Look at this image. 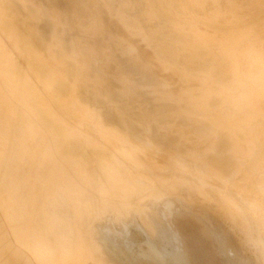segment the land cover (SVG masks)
I'll use <instances>...</instances> for the list:
<instances>
[{
	"label": "rangeland",
	"instance_id": "374dc122",
	"mask_svg": "<svg viewBox=\"0 0 264 264\" xmlns=\"http://www.w3.org/2000/svg\"><path fill=\"white\" fill-rule=\"evenodd\" d=\"M12 1L14 2L13 4L11 3ZM12 1L0 0V24H1L0 25V31H1L0 32V69L4 70L3 72L0 70V75L12 81L11 82L12 84L11 92H12V101H13L12 109H14V112L12 114V119L9 120V122L7 123V125H9L8 129L7 127H5V125H2L3 127L0 125V141L4 140L6 143H9L5 145V149L7 148L6 150L8 151V152L6 151V153H8L9 155V153L11 152V148H12L11 144L13 143L12 141L14 140L15 137H16V144H19V142L25 139L24 136L21 137L22 135H19L18 132L16 133V131L18 130V126L20 124V120L22 116L21 111H23L25 106H27L32 118V122L37 128V131L42 133L46 137V140L49 142L52 151L61 158L64 165L73 168V171L77 176L78 181H83L84 183L86 182V179H81V175L84 173L91 175L89 180L91 182H95L96 189H101L103 187H105V189H109V186H106L104 184L110 180H118L121 182L128 181L131 184H133L134 186L133 185L132 186L138 190V194L136 196L138 197L142 196L143 200L141 201V203L143 204V206H145V204L146 205L149 204L151 200L155 198L156 195L154 194V191L156 189L157 190L155 191V193L162 191L161 195H163L164 188L159 185L153 186L151 184V182H153L152 178L142 177V174L144 172L129 167V163L127 161L125 162L126 166L122 167L121 164L118 163L116 159L118 154L113 151V148L103 147L101 145H98L97 143L100 140V136L106 133L110 135V138L113 141H118L120 139V140H124L125 143H129V141L133 139L135 141L136 149H139L150 156H154V159L156 161H160L165 165L170 164L167 161V159H172L174 161L173 165L175 167H170V168L167 167L165 168L166 170L164 169V172L166 173L177 172V174H189L190 177H185L182 175L180 179L184 182L201 181L200 182L201 186L205 187L207 185L205 189L209 187H213L217 191L219 190L220 193L223 190L221 196L224 198V200H226L227 203L233 205L236 208V213L239 215L238 224H240V226L243 227L242 229L243 231L242 230L237 231V234L238 237L241 240H243V246L246 248L247 253L250 255V258L248 259L246 264H264V242L260 239L262 237L261 231L262 229H264V120H263L264 119V102H263L264 101V2L263 0H178V1L161 0L162 2L160 0H159L160 2L158 0H154L156 2H154L153 0H141V1L131 0L132 2L130 0H122V1L118 0L119 3L117 0L116 1L115 0H12ZM109 1L112 2L110 3ZM7 2L9 5L11 3L10 7L9 5L8 6L5 5ZM3 4L4 7L6 6L5 9L7 12L5 11ZM140 4L144 5V8ZM148 4H151L152 6ZM15 5L18 8H16ZM11 6H13V8ZM141 7L142 9L138 10V8ZM174 7L177 8L179 12L181 11V14L178 13V11L176 12L177 9H175ZM9 8L10 9L12 8V12L15 10L14 15L12 14L11 16L12 12H10L11 10ZM8 9L10 11H8ZM31 9L35 11L33 12ZM20 10L23 15L20 13L21 15L20 16L18 13L19 15L18 16L17 12H20ZM136 10H138L139 12H137ZM8 12L10 13L8 14ZM253 14L254 17L252 16ZM166 16L168 18H166ZM261 16L263 17L261 18ZM18 17H21L22 21ZM12 18L15 20H12ZM16 20H18V22ZM43 20H47L45 21L46 22L45 25L47 24V22L48 24L50 23L49 25H46V27L44 25L45 28L47 29L50 28V30H48L50 32L48 31L44 32L45 34L49 33L48 34L49 36L47 34L43 35V31H45L44 29L39 30L41 27L44 28L42 25L43 23H40V22H44ZM99 20L101 21L98 22ZM108 20H113L115 22L117 21L116 24H113V27L115 28L114 30L117 29V31H113L111 28H109ZM9 21L10 22L13 21L11 22V24H13L16 21L18 25L20 24V22H22L20 24L22 27L19 26L18 28L20 29L22 28L23 31L20 29L19 31L18 28L16 29V31L14 30L15 26H17L16 23H14L15 25L13 24L14 28L13 27L11 29L8 28L10 26L8 24ZM38 23L39 25L41 24L40 28L37 25ZM3 25L6 27L5 31L2 30L4 29ZM6 25L9 26L7 27ZM142 25L144 26V29ZM156 26H158L160 30H158V27L156 28ZM23 28L24 29L27 28L28 30L26 29L24 30ZM31 30L34 32V36H32L33 33ZM35 30L38 31L36 32ZM164 30H166V32ZM147 31L148 33L146 34ZM20 32L23 35L21 37H20ZM155 32L157 33V35H155L156 34ZM167 32L169 34L168 36L166 34L167 36L166 37L164 34ZM125 33H127V35L129 36H124ZM114 34H118L119 36H122L121 40H119V38H116ZM175 34L176 36L179 34L178 36H181V38L177 36L178 37L177 39V37L171 36ZM161 36L162 38L163 37L164 38L160 39ZM39 37L41 43L39 42ZM45 37L47 38L46 41L44 40ZM185 37L188 38L189 40L186 39ZM167 38L168 41H165ZM179 38L181 39V42L179 41L180 40ZM16 40H20L19 43ZM21 40H23V42ZM170 40L171 41L173 40L174 42L173 41L171 42ZM182 40L184 45L182 43ZM190 40L192 41L190 42ZM32 41H34L36 44L35 45L33 42L32 45L33 48L31 47ZM20 42H22L23 45L22 44L19 45ZM28 42L30 43V45ZM38 42H39V46L37 45ZM167 42L169 44H165ZM89 43H94L96 45L98 53L103 54L107 58V67H106L107 72L102 70L100 66H98L99 64L96 63L94 60L92 61L93 58L89 54V48H88ZM170 43L172 44V46H170L171 45ZM173 43L175 47H173L174 46ZM192 43L194 44L191 45ZM17 44L19 45V47ZM34 45L38 47L36 48ZM40 45L43 46L40 48ZM166 45L169 46L167 47ZM176 46H178V48ZM14 47L16 48V50ZM164 47H166L165 48L166 50L164 49ZM38 48L39 50H37ZM42 48L44 49L42 50ZM18 49L19 50L23 49V50H21L22 52H18L19 51ZM158 49L161 51H159ZM174 49L175 50L177 49V51H175ZM162 50L165 51V52L163 51L164 54L162 53ZM180 50H183V52H186V54L181 52ZM168 52L169 53L171 52L170 54L172 55L169 54L168 56ZM173 52L175 53L176 56L174 55ZM180 52L182 54H180ZM191 54L194 56L191 57ZM200 54L201 56L199 57L201 58L198 57V55ZM20 56L23 59L20 58ZM28 56H30V58H28ZM166 57L167 59L169 57L168 59L169 61L166 59ZM181 57L184 60L181 59ZM194 57L196 58V60L198 58L199 64L198 61L194 60L195 59ZM24 58L30 61H28L26 64L24 63L25 62ZM21 59L23 60V63L21 62L22 61ZM207 60H209L210 63ZM34 61H37V64L38 63L41 65L44 64V67L43 66H40L41 68L38 67L39 74L37 75L35 74L37 73L36 70L38 69L37 67H33V65L36 64V62L34 64ZM200 62L202 65H200ZM19 63H21L20 66L24 64L22 66L23 71L21 67L19 68V66H17L19 65ZM31 63H33V65ZM121 63L122 65H120ZM14 64L15 65L17 64L16 65L17 67ZM37 64L35 66H39ZM197 64L199 66H197ZM206 64H208V67ZM72 66L74 68H72ZM47 67H48V71H51V69L52 71L48 72ZM43 68H45L44 69L45 71L43 70ZM32 69L34 73H32ZM21 71L24 73L22 74L23 77L20 78L21 76L20 73H22ZM95 71L97 74H95ZM218 71H220V73ZM14 72L17 75H15ZM42 72L43 73L45 72L46 76L49 74L48 75L49 77H45V75ZM40 73L43 74L44 77L47 78L49 81L51 80L49 84H47L48 82H46L48 81L47 79L45 81L44 77L40 78V76H43L40 75ZM211 73L213 75L214 74L216 75L213 76ZM120 74L127 79V84L125 85V88L120 87V84L113 78V76ZM217 77H219V79L220 78L223 79L219 80ZM54 81L57 83V85ZM151 81H153V83ZM61 82L62 83L65 82V85L62 84L63 86H65V88L62 85L61 86L58 85V83L61 84ZM66 84H68L67 85L68 88L66 87ZM77 85H79V87ZM52 87L53 88L57 87L56 88L57 91L56 90L55 92L52 91L51 90ZM25 88H27V90ZM41 88H44L45 90H41ZM79 88L84 89V90L81 89L83 90L82 91L83 93H85L84 91H86L85 95L83 94V96H81V99L85 98V100H81L80 97L78 96L80 94L79 91H81ZM102 89H104V91H101ZM29 90L31 91L28 92ZM77 90L79 94L78 92L76 93ZM91 90L92 93L90 92ZM93 92H95V94ZM115 92L118 93L119 96ZM66 93L68 95L64 97ZM140 94H142L143 96ZM80 95H82V93ZM89 95L91 96L89 99L91 98L92 99L87 101L86 98H88ZM213 96L214 98L211 99ZM96 97L99 99H101L102 97L103 100L96 99ZM18 98L23 100V104H19L17 102ZM93 98L96 99L97 102ZM79 99L81 100V102L87 101L89 103L90 101L91 102L95 101V103L92 102L94 105L91 103L89 106L87 102L81 103ZM114 100H116L119 103L115 102ZM98 102L100 103L99 105L100 107L97 104L98 107L97 108L95 105ZM2 104H4V102H2V99L0 98V106ZM33 105H36L37 107L36 106L33 107ZM107 105L110 106L111 108L108 107ZM103 106L104 108L105 106L107 107L106 111L110 109L108 112H111L110 114L114 113L113 115H115L116 119L118 118V115L121 116L119 120L117 119V122L119 121L118 122L119 124L116 122V119L112 117V115H110V117L113 118V119L110 118L112 120L107 118L108 122L105 121L106 120L105 117L109 115H107L108 112L105 111L106 108L102 109ZM123 106L124 107L126 106V108H124ZM165 107H168L169 109ZM33 108L34 109L36 108L35 110L37 111L39 110V113L35 111ZM127 108L129 109L130 112L128 111ZM18 109L19 112H17ZM148 110L150 111V113ZM101 113L102 114L107 113L106 114L107 116L105 115L104 117V115L102 116ZM127 113L130 115H128ZM38 114L39 115L43 114V117L42 115L39 117ZM134 116L135 118L137 117V119H135ZM46 117H47V121L50 122L49 124L54 123L57 126L55 127V125L53 124L54 125L53 127V125L51 124L52 128H56V129L53 130L51 128V125L49 127L47 121L46 120L44 121ZM152 117L155 119L158 118L159 119L155 120ZM49 118L51 119V121H49L50 120ZM123 118L125 119L127 124ZM113 120L116 123L115 122L113 123L112 122ZM127 120L129 121L131 120L132 121V122L130 121L131 124ZM143 121L146 124L142 123ZM155 121L158 122L156 123ZM43 122L46 123L44 124ZM197 123L201 128L198 127ZM117 124L122 126V127L120 126L121 129H119V126ZM130 125H132V127L129 128ZM151 126H153V130ZM135 127L136 128L138 127V129L141 128L140 130L143 131L140 132L138 130L139 131L138 132L135 129ZM58 128L59 130H57ZM134 129L137 132L134 131ZM150 129L152 132H150ZM57 131L61 134H59ZM55 132H57L59 135H57V133ZM46 134L48 137L46 136ZM154 134L158 138L160 137L159 138L160 140H158V138H156ZM60 135L63 136L58 138ZM151 135H153V137H150ZM225 136L226 139L224 138ZM161 137H163L164 139ZM69 139H71V141H74L76 143L69 144V142H64ZM151 139H153V141ZM60 141H61V145L63 146L58 145ZM161 141H163L162 143L169 142L167 143V145L164 143L165 146L167 147L165 146L163 147L162 145L164 144L158 145V143H161ZM144 142H146L147 146L141 147L139 143H144ZM72 145L73 146L76 145V147H74L73 149ZM78 146L81 147L80 148L82 149L81 152L78 150L79 149ZM62 147L65 148L67 154H65L66 152L63 150ZM160 147L164 149H161ZM175 147H177L176 148L177 150L174 149ZM70 148L72 151L70 150ZM86 149L87 150L89 149V151L87 152ZM165 149L166 150L170 149V150L166 151ZM62 150L65 153L62 152ZM187 150L190 153H188ZM76 152L78 155H76ZM79 152L80 154H83L84 157L83 155H79ZM86 153H88V155L89 153L91 154L90 156H88ZM206 153L211 154V157L212 156L214 157L215 154L216 155L214 158L213 157L211 158L209 154L206 156ZM210 159L212 160L210 161ZM217 159L218 160L220 159V162ZM197 161L199 162V164ZM200 161L203 162L201 163ZM223 161H226V163L224 162L226 164L225 166ZM78 162H80L81 165ZM218 162L222 163L223 165L219 164ZM6 163L7 160L6 162H4V164H2L3 165L2 168H0V173H1L0 191L4 187L3 185L4 179L2 180V176L6 174V170H5ZM15 163L17 164L16 168L19 169V167L21 166V162L17 160ZM89 163L90 165H88ZM210 164H212V166ZM213 165L215 166V169H213L214 168ZM88 166L90 169H87ZM107 167L109 169H107ZM177 167H179V169H177ZM225 168L229 169L231 172L229 170L227 171V169ZM221 169H224L225 172L224 170L221 171ZM100 173L103 174V176ZM112 175L114 176L119 175V177L113 179ZM214 177L216 180L212 179ZM209 182L212 183L209 184ZM24 185L25 182L23 179H21L20 187H24ZM218 186L220 187L218 188ZM5 188H6L5 190L3 189L5 191V194L8 197L15 198V201L12 203V206L8 208L5 213L8 215L9 219L11 220H14L15 218H23L26 215L27 210L24 209L25 202L21 199V194L18 192V190L15 191L12 190L13 184L10 182ZM230 194L232 195L230 196ZM191 197H193V199H196L195 196H191ZM179 208H180L179 204L177 203H175L171 207L173 211V215L171 216L172 225L174 224L173 228L175 230H182V229L190 230V232H188L187 234L194 237L195 234L191 231H193L194 229H198L197 226L194 224H189V225L187 224V226H182L180 222L183 220L176 214V211ZM193 213L195 214L197 212L193 211ZM107 216L108 215L106 214L102 218L96 219L93 225L88 226L87 229L85 228L82 234L81 237L82 243L88 251L91 264L94 263L97 264V262L98 264H131V258L134 260V264H145L146 261L144 255L141 254V248L142 251L144 252L145 250L146 253L151 251L150 249L151 247L149 246V243H147L149 241L151 242L153 241L152 234L149 228L145 226L143 230H140L137 227L129 226L127 232L128 235L127 234L123 235L126 236V237L122 236L123 239L120 236V240L127 239L128 241L132 242L134 246L129 252L125 251L124 248H121L122 252L118 250L117 252L113 247L110 246L111 244L107 242H103L104 241L103 238L101 239L103 234L100 233L99 231L100 229L96 226L97 222L103 223L106 220ZM111 218L113 220L112 222L113 230L119 231L121 229L120 222L118 221V219H115L114 217ZM137 221L142 223L143 219L141 217H138ZM192 221H194V219H192ZM88 230L91 232H89ZM90 233H92V235ZM174 242L175 241L172 240L170 241L169 248L176 245V242L175 243ZM156 243L158 246L160 245L158 242ZM138 247H140V249ZM211 247L213 250L214 261H222L228 264H241L239 262V258L237 256H233L232 253H227L226 255L220 252L218 253L217 245L215 242L212 243ZM54 250L55 253H53L51 256L45 257V262H47L48 264H50L54 260H55L54 264H58L56 260V257L58 256V253L56 252L57 249ZM123 251L125 256L123 255ZM0 253H3L2 243H0ZM151 258L153 259V261L156 260L154 256H152ZM4 261L7 263V260Z\"/></svg>",
	"mask_w": 264,
	"mask_h": 264
},
{
	"label": "bare ground",
	"instance_id": "6f19581e",
	"mask_svg": "<svg viewBox=\"0 0 264 264\" xmlns=\"http://www.w3.org/2000/svg\"><path fill=\"white\" fill-rule=\"evenodd\" d=\"M6 1H10V0H6ZM12 1V0H11ZM116 1V0H115ZM118 1V0H117ZM122 1V0H121ZM131 1V0H130ZM139 1V0H138ZM137 1V2H138ZM141 1V0H140ZM154 1V0H153ZM159 1V0H158ZM161 1V0H160ZM159 1V2H160ZM174 1V0H173ZM178 1V0H176ZM110 3L112 1H109ZM114 2V1H113ZM132 2V1H131ZM143 2V1H142ZM156 2V1H154ZM162 2V1H161ZM164 2V1H163ZM168 2V1H167ZM264 2V0H263ZM2 3V2H1ZM12 4L14 3L13 1L11 2ZM10 3V5H11ZM22 3V2H21ZM109 3V4H110ZM119 3V1H118ZM148 3V2H147ZM151 3V2H150ZM171 3V2H169ZM183 3V2H182ZM17 4V2H16ZM115 4V3H114ZM117 4V3H116ZM132 4V3H131ZM139 4V3H138ZM146 4V3H145ZM178 4V3H177ZM258 4V3H257ZM6 6H8V2L5 4ZM9 5V7H10ZM143 8L144 5L140 4ZM151 5V4H148ZM147 5V6H148ZM154 5V4H153ZM156 5V4H155ZM161 5V4H160ZM165 5V4H164ZM176 5V4H175ZM173 5V6H175ZM5 6V7H6ZM16 6V5H15ZM14 6V7H15ZM18 6V4H17ZM16 6V8H18ZM27 6V5H26ZM114 6V5H113ZM117 6V5H116ZM130 6V5H129ZM132 6V5H131ZM152 6V5H151ZM157 6V5H156ZM177 6V5H176ZM190 6V5H189ZM4 7V4H3ZM4 7V9H5ZM13 8V6H11ZM138 8V10L142 9ZM155 7V6H154ZM160 7V6H159ZM163 7V6H162ZM2 8V7H1ZM12 8L8 11L12 12ZM113 8V7H112ZM119 8V6H118ZM137 8V7H135ZM156 8V7H155ZM175 8V7H174ZM152 9V8H150ZM159 9V8H158ZM165 9V8H164ZM177 9V8H175ZM17 10V9H16ZM32 10V9H31ZM124 10V9H123ZM138 10H136L137 12H139ZM188 10V9H187ZM6 11V9H5ZM15 11V10H14ZM14 11L11 13L14 15ZM33 11V10H32ZM35 11V10H34ZM33 11V12H34ZM113 11V10H112ZM111 11V12H112ZM135 11V10H134ZM156 11V10H155ZM158 11V10H157ZM161 11V10H160ZM178 11V9L176 10V12ZM260 11V10H259ZM7 12V11H6ZM8 12V14L10 13ZM43 12V11H42ZM144 12V11H143ZM159 12V11H158ZM189 12V11H188ZM192 12V11H191ZM20 15V12H17V15ZM127 13V12H126ZM131 13V12H130ZM169 13V12H168ZM172 13V12H171ZM175 13V12H174ZM178 13L181 14V11ZM193 13V12H192ZM5 14V12H4ZM7 14V15H8ZM22 14V13H21ZM35 14V13H34ZM137 14V13H136ZM135 14V16H136ZM145 14V13H144ZM149 14V13H148ZM242 14V13H241ZM18 15V16H19ZM23 15V14H22ZM129 15V14H127ZM142 15V14H141ZM257 15V14H256ZM6 16V15H5ZM21 16V15H20ZM27 16V15H26ZM30 16V15H29ZM134 16V15H133ZM254 17V14L252 15ZM2 17V16H1ZM15 17V16H13ZM23 17V16H22ZM52 17V16H51ZM131 17V16H130ZM152 17V16H151ZM154 17V16H153ZM239 17V16H238ZM263 16H261L262 18ZM21 19V17H18ZM26 18V17H25ZM29 18V17H28ZM33 18V17H31ZM44 18V17H43ZM46 18V17H45ZM53 18V17H52ZM135 18V17H134ZM158 18V17H157ZM166 18H168L166 16ZM250 18V17H249ZM6 19V18H5ZM74 19V18H73ZM128 19V17H127ZM151 19V18H150ZM154 19V18H153ZM160 19V17H159ZM228 19V18H227ZM4 20V19H3ZM12 20H15L12 18ZM26 20V19H25ZM37 20V19H35ZM40 20V19H39ZM137 20V19H136ZM145 20V19H144ZM163 20V19H162ZM18 22V20H16ZM16 21L14 23H16ZM44 22H40L43 23V27L45 25V21L47 20H43ZM49 21V20H48ZM89 21V20H88ZM138 21V20H137ZM255 21V20H253ZM13 22V21H11ZM11 22L9 21V25H6L8 28H14L13 24H11ZM30 22V21H29ZM50 22V21H49ZM142 22V21H140ZM144 22V21H143ZM156 22V20H155ZM182 22V21H181ZM260 22V21H259ZM7 23V22H6ZM22 22H20L21 24ZM24 23V22H23ZM26 23V22H25ZM153 23V22H152ZM151 23V24H152ZM167 23V22H166ZM169 23V22H168ZM175 23V22H174ZM252 23V22H251ZM5 24V23H3ZM17 24V23H16ZM15 26L14 30L16 31V29L21 25ZM28 24V23H27ZM50 24V23H49ZM48 22L46 25H49ZM141 24V23H140ZM1 25V24H0ZM12 25V26H11ZM15 25V24H14ZM31 25V24H30ZM39 26V28L41 27L39 25V23L37 24ZM45 25V27H46ZM52 25V24H51ZM65 25V24H64ZM113 25V24H112ZM145 25V24H144ZM163 25V24H162ZM165 25V24H164ZM261 25V23H260ZM259 25V26H260ZM263 25V24H262ZM4 26V25H3ZM24 26V25H23ZM143 26V25H142ZM161 26V24H160ZM2 27V26H1ZM26 27V24H25ZM40 28L39 30H45L43 31V35L45 34L44 32H47L48 30H50V28ZM48 27V26H47ZM51 27V26H50ZM53 27V26H52ZM127 27V26H126ZM158 26H156L157 28ZM229 27V26H228ZM239 27V25H238ZM7 28V30H8ZM209 28V27H208ZM6 27L4 26V30L5 31ZM20 28H18L19 30ZM24 29V28H23ZM26 30H28L27 28H25ZM24 29V30H25ZM37 29V28H36ZM58 29V28H57ZM115 29V28H113ZM119 29V27H118ZM144 29V26H143ZM17 30V31H18ZM22 30V28L20 29ZM19 30V31H20ZM158 30L159 27H158ZM18 31V32H19ZM23 31V30H22ZM21 31V32H22ZM30 31V30H29ZM32 31V30H31ZM36 32L38 30H35ZM52 31V30H51ZM117 31V29L115 30ZM149 31V30H148ZM148 31L146 32V34L148 33ZM153 31V30H152ZM166 32V30H164ZM163 31V32H164ZM221 31V30H220ZM1 32V31H0ZM3 32V31H2ZM7 32V31H6ZM20 32V37L23 36L22 33ZM25 32V31H24ZM23 32V33H24ZM28 32V31H27ZM42 32V31H40ZM39 32V33H40ZM50 32V31H48ZM86 32V31H85ZM162 32V33H163ZM169 32V31H168ZM165 33L164 35L168 36L169 33ZM171 32V30H170ZM183 32V31H182ZM224 32V31H223ZM8 33V32H7ZM32 36H34V32L32 31ZM63 33V32H62ZM61 33V34H62ZM136 33V32H135ZM151 33V32H149ZM156 33V32H155ZM159 33V32H158ZM175 33V32H174ZM173 33V34H174ZM227 33V32H226ZM16 34V33H15ZM18 34V33H17ZM31 34V32H30ZM42 34V33H41ZM47 35L49 33H46ZM45 34V35H46ZM64 34V33H63ZM177 34V33H176ZM175 35H171V36H175ZM3 35V34H2ZM7 35V34H6ZM74 35V34H73ZM157 35V33L155 34ZM159 35V34H158ZM162 35V34H161ZM182 35V34H181ZM191 35V34H190ZM38 36V35H37ZM49 36V35H48ZM166 36V37H167ZM170 36V37H171ZM183 36V35H182ZM19 37V38H20ZM26 37V36H24ZM23 37V38H24ZM30 37V36H29ZM44 37V36H42ZM56 37V36H55ZM80 37V36H79ZM153 37V36H152ZM155 37V36H154ZM158 37V36H157ZM165 37V38H166ZM181 38V36H178ZM177 37V39H178ZM5 38V37H4ZM22 38V39H23ZM38 38V37H37ZM61 38V37H60ZM71 38V36H70ZM78 38V37H77ZM81 38V37H80ZM83 38V37H82ZM164 38V37H163ZM162 36L160 39H163ZM179 38V39H180ZM186 38V37H185ZM6 39V38H5ZM31 39V38H30ZM29 39V40H30ZM47 39V38H46ZM45 39V40H46ZM157 39V38H156ZM188 39V38H186ZM191 39V37H190ZM15 40V39H14ZM24 40V39H23ZM23 40H21L23 42ZM32 40V39H31ZM30 40V41H31ZM38 40V39H36ZM42 40V39H41ZM184 40V39H183ZM182 40V43H183ZM189 40V39H188ZM187 40V41H188ZM204 40V39H203ZM19 41L20 40H16ZM15 41V42H16ZM27 41V40H25ZM24 41V43H25ZM29 41V42H30ZM56 41V40H55ZM168 41V38L165 40ZM171 41V40H170ZM173 41V40H172ZM171 41V42H172ZM178 41V40H177ZM181 42V39L179 40ZM192 40H190L191 42ZM13 42V41H12ZM22 42H20L19 45L22 44ZM28 42V43H29ZM33 42H31V47L33 45ZM37 42V41H36ZM39 42H40V37H39ZM39 42H38V46H39ZM45 42V41H44ZM52 42V41H51ZM73 42V41H72ZM106 42V41H105ZM159 42V40H158ZM164 42V41H163ZM174 42V41H173ZM14 43V42H13ZM27 43V44H28ZM41 43V42H40ZM107 43V42H106ZM162 43V42H161ZM177 43V42H176ZM195 43V42H194ZM194 43H192L191 45H193ZM16 44V43H15ZM35 44V42H34ZM165 44H169L168 42ZM171 44V43H170ZM186 44V43H185ZM18 45V44H17ZM18 45V47H19ZM23 45V44H22ZM30 45V43H29ZM36 45V44H35ZM34 45V46H35ZM44 45V44H43ZM42 45V46H43ZM52 45V44H51ZM174 45V43H173ZM184 45V43H183ZM187 45V44H186ZM190 45V44H189ZM188 45V46H189ZM190 45V46H191ZM38 46H35L36 48ZM40 45V48L42 47ZM167 46V45H166ZM169 46V45H168ZM167 46V47H168ZM172 46V44L170 45ZM199 46V45H198ZM195 46V47H198ZM13 47V46H12ZM23 47V46H22ZM34 47V48H35ZM48 47V46H46ZM58 47V46H57ZM80 47V46H79ZM159 47V46H157ZM175 47V45L173 46ZM172 47V49H173ZM178 48V46H176ZM180 47V45H179ZM194 47V48H195ZM11 48V47H9ZM15 48V47H14ZM33 48V47H32ZM54 48V47H53ZM68 48V47H67ZM89 54L92 56V61L94 60L96 63H98L100 66V68L102 70H104L105 72H107V58L103 55V54H99L98 50L96 48V45L94 43H89ZM163 48V47H160ZM166 47H164L165 49ZM171 48V47H170ZM182 48V47H181ZM191 48V47H190ZM201 48V47H200ZM20 49V48H19ZM18 49V50H19ZM44 48H42L43 50ZM168 49V48H167ZM180 49V48H179ZM192 49V48H191ZM190 49V50H191ZM16 50V48H15ZM14 50V51H15ZM23 50V49H21ZM21 50H19L18 52H22ZM39 50V48L37 49ZM59 50V49H58ZM156 50V48H155ZM159 50V49H158ZM166 50V49H165ZM175 50V49H174ZM173 50V51H174ZM186 50V49H185ZM188 50V49H187ZM10 51V50H9ZM31 51V50H30ZM50 51V50H49ZM57 51V50H56ZM112 51V48H111ZM161 51V50H159ZM164 50H162V53ZM169 51V50H168ZM171 51V50H170ZM177 51V49L175 50ZM174 51V52H175ZM181 52H183V50H180ZM189 51V50H188ZM34 52V51H33ZM39 52V51H38ZM42 52V51H41ZM172 52V51H171ZM170 52V53H171ZM173 52V53H174ZM180 52V54H182ZM190 52V51H189ZM13 53V52H12ZM63 53V52H62ZM168 52V56L170 54ZM179 53V52H178ZM186 54V52H183ZM213 53V52H212ZM220 53V52H219ZM21 54V53H20ZM28 54V53H27ZM56 54V52H55ZM148 54V53H147ZM160 54V52H159ZM188 54V53H187ZM190 54V53H189ZM198 54V52H197ZM26 55V54H25ZM54 55V54H53ZM167 55V53H166ZM165 55V56H166ZM172 55V54H170ZM175 55V53H174ZM178 55V54H177ZM215 55V54H214ZM19 56V55H18ZM22 56V55H21ZM20 56V58H22ZM27 56V55H26ZM34 56V55H33ZM32 56V57H33ZM145 56V55H144ZM176 56V55H175ZM183 56V55H182ZM194 56L191 54V57ZM201 56L198 55V57ZM218 56V55H217ZM15 57V56H14ZM35 57V56H34ZM46 57V56H45ZM143 57V56H142ZM187 57V56H186ZM184 57V58H186ZM190 57V59H191ZM204 57V56H202ZM28 58H30V56H28ZM68 58V57H67ZM171 58V57H170ZM174 58V56H173ZM179 58V57H178ZM189 58V56H188ZM195 58V57H194ZM201 58V57H199ZM219 58V57H218ZM23 59V58H22ZM21 59V60H22ZM26 58H24V63L27 64L28 61L30 60H25ZM56 59V58H55ZM58 59V58H57ZM66 59V58H65ZM146 59V58H145ZM167 59V57H166ZM169 59V57H168ZM167 59V60H168ZM180 59V58H179ZM181 59H183L181 57ZM221 59V58H220ZM219 59V60H220ZM9 60V59H8ZM16 60V59H14ZM33 60V58H32ZM36 60V59H35ZM118 60V59H117ZM125 60V59H124ZM148 60V59H147ZM177 60V59H176ZM175 60V61H176ZM184 60V59H183ZM193 60V59H192ZM196 60V58L194 59ZM203 60V59H201ZM200 60V61H201ZM206 60V59H205ZM222 60V59H221ZM169 61V60H168ZM179 61V60H178ZM198 61V58L197 60ZM209 61V60H207ZM214 61V59H213ZM13 62V61H12ZM20 62V60H19ZM23 63V60L21 61ZM33 62V61H32ZM37 64V61H34V64ZM119 62V61H118ZM123 62V61H122ZM151 62V61H150ZM184 62V61H183ZM191 62V61H190ZM189 62V63H190ZM10 63V62H9ZM169 63V62H168ZM192 63V62H191ZM197 63V62H196ZM195 63V64H196ZM208 63V62H207ZM210 63V61H209ZM208 63V64H209ZM212 63V62H211ZM221 63V62H220ZM225 63V61H224ZM18 64V63H17ZM16 64V65H17ZM30 64V63H28ZM33 65V63H31ZM35 64V65H36ZM153 64V63H152ZM178 64V63H177ZM181 64V63H180ZM199 64V61H198ZM197 64V66H199ZM208 64L207 67H208ZM11 65V64H10ZM15 65V64H14ZM15 65V66H16ZM21 63H19V68L21 67V69L23 68L22 66L24 64H22V66H20ZM33 65V67H38L41 68L40 66L44 67V64H37L39 66H35ZM68 65V64H67ZM122 65V63L120 64ZM186 65V64H183ZM188 65V64H187ZM191 65V64H190ZM194 65V64H192ZM200 65L201 62H200ZM205 65V64H204ZM16 66V67H17ZM48 66V65H47ZM91 66V65H90ZM95 66V64H94ZM215 66V65H214ZM232 66V65H231ZM14 67V66H13ZM30 67V66H29ZM204 67V66H202ZM2 68V67H1ZM31 68V67H30ZM71 68V67H70ZM72 68H74L72 66ZM71 68V69H72ZM77 68V67H76ZM91 68V67H90ZM99 68V67H98ZM197 68V67H196ZM213 68V67H212ZM239 68V67H238ZM5 69V68H4ZM34 69V68H33ZM32 69V73H34ZM45 68H43L44 70ZM113 69V68H111ZM130 69V68H129ZM133 69V68H131ZM191 69V68H190ZM198 69V68H197ZM205 69V68H204ZM209 69V68H208ZM2 72L4 70L0 69ZM17 70V69H16ZM19 70V69H18ZM42 70V69H41ZM40 70V72H41ZM42 70V71H43ZM50 70V69H49ZM91 70V69H90ZM189 70V69H188ZM202 70V69H201ZM206 70V69H205ZM214 70V69H213ZM217 70V69H216ZM219 70V68H218ZM239 70V69H238ZM6 71V70H5ZM10 71V70H9ZM8 71V72H9ZM13 71V69H12ZM23 71V69H22ZM21 71V72H22ZM27 71V70H26ZM37 74H39V69L36 70ZM45 71V70H44ZM47 71H48V67H47ZM52 71V69H51ZM48 71V72H51ZM123 71V70H122ZM129 71V70H128ZM211 71V69H210ZM209 71V72H210ZM7 72V73H8ZM16 72V71H15ZM14 72V73H15ZM46 72V73H48ZM71 72V70H70ZM69 72V73H70ZM138 72V71H137ZM136 72V73H137ZM194 72V71H193ZM198 72V71H197ZM215 72V71H212ZM220 73V71H218ZM17 73V72H16ZM15 73V75H17ZM24 72L20 73V78L23 77ZM43 73V72H42ZM94 73V72H93ZM135 73V74H136ZM141 73V72H140ZM156 73V72H155ZM29 74V73H28ZM45 75V72L43 73ZM40 73V75H43ZM51 74V73H50ZM86 74V73H85ZM95 74L96 71H95ZM157 74V73H156ZM212 74V73H211ZM230 74V73H229ZM33 75V74H32ZM39 75V76H40ZM40 76L41 77H44ZM49 75V74H48ZM45 77H49V76ZM55 75V73H54ZM62 75V74H61ZM88 75V74H87ZM210 75V73H209ZM213 75V74H212ZM216 75V74H214ZM213 75V76H214ZM31 76V75H30ZM70 76V75H69ZM142 76V75H141ZM160 76V75H158ZM163 76V75H162ZM222 76V75H221ZM220 76V77H221ZM17 77V76H16ZM36 77V76H35ZM44 77V78H45ZM165 77V76H164ZM19 78V79H20ZM68 78V77H67ZM91 78V77H90ZM101 78V77H99ZM113 78L120 84V87L125 88V85L127 84V79L123 76V75H115L113 76ZM130 78V77H129ZM201 78V77H200ZM219 79V77H217ZM216 78V79H217ZM226 78V77H225ZM39 79V78H38ZM43 79V78H42ZM47 78H45L46 81ZM223 79V78H220ZM219 79V80H220ZM30 80V79H29ZM48 80V79H47ZM69 80V79H68ZM137 80V78H136ZM139 80V79H138ZM141 80V79H140ZM143 80V79H142ZM213 80V79H212ZM43 81V80H42ZM51 81V80H50ZM49 80L46 81L48 82L47 84H49L50 82ZM71 81V80H70ZM76 81V80H75ZM111 81V80H109ZM175 81V79H174ZM226 81V80H225ZM11 80L5 78L4 76L0 75V98L2 99V102H4V104H2L0 106V125H5V127H9V125H7V123L9 122V120L12 119V114L14 112V109H12L13 106V101H12V89H11ZM21 82V81H20ZM30 82V81H29ZM36 82V81H35ZM39 82V81H38ZM41 82V81H40ZM55 82V81H54ZM59 82V81H57ZM63 82V81H62ZM81 82V81H80ZM153 83V81H151ZM216 82V81H215ZM220 82V81H219ZM16 83V82H15ZM28 83V82H27ZM56 83V82H55ZM77 83V82H76ZM134 83V82H133ZM230 83V82H229ZM35 84V83H34ZM37 84V83H36ZM63 85H65V82L62 83ZM59 84L58 85H62ZM82 84V83H81ZM85 84V83H84ZM93 84V83H92ZM111 84V82H110ZM114 84V83H113ZM142 84V83H141ZM257 84V83H256ZM21 85V84H20ZM57 85V83H56ZM62 85V86H63ZM68 84H66L67 87ZM101 85V84H100ZM30 86V85H29ZM32 86V85H31ZM41 86V85H40ZM55 86V85H53ZM79 87V85H77ZM76 86V88H77ZM82 86V85H81ZM80 86V87H81ZM96 86V85H95ZM144 86V85H143ZM178 86V85H177ZM65 88V86H63ZM70 87V85H69ZM94 87V86H93ZM99 87V86H97ZM36 88V87H35ZM50 88V87H49ZM55 88V87H54ZM52 87V91L55 92L56 88L54 89ZM68 88V87H67ZM73 88V87H72ZM110 88V87H108ZM176 88V86H175ZM174 88V89H175ZM27 90V88H25ZM29 89V87H28ZM31 89V88H30ZM54 89V90H53ZM80 89V88H79ZM83 89V88H81ZM80 89V90H81ZM88 89V88H87ZM113 89V87H112ZM117 89V88H116ZM163 89V88H162ZM20 90V89H19ZM34 90V89H33ZM41 90H45L44 88H41ZM59 90V89H58ZM84 90V89H83ZM79 91L80 94L82 93V95L79 94L78 90L76 91V93L78 92V96L81 99V96H83V94L85 95L86 91H84L85 93H83L82 91ZM90 90V89H89ZM88 90V93H89ZM93 90V89H92ZM92 90L90 91L92 93ZM176 90V89H175ZM230 90V89H229ZM31 90H29L28 92H30ZM57 91V90H56ZM101 91H104V89H102ZM147 91V90H146ZM15 92V91H14ZM38 92V89H37ZM47 92V91H46ZM61 92V91H60ZM114 92V91H113ZM117 92V91H116ZM115 92V93H116ZM175 92V91H174ZM59 93V92H58ZM73 93V92H72ZM71 93V94H72ZM95 94V92H93ZM101 93V92H100ZM112 93V92H111ZM30 94V93H29ZM28 94V95H29ZM34 94V93H32ZM57 94V92H56ZM60 94V93H59ZM64 94V92H63ZM97 94V93H96ZM108 94V93H107ZM114 94V93H113ZM112 94V95H113ZM118 94V93H116ZM68 95L67 93L64 95V97ZM73 95V94H72ZM91 95V94H90ZM89 95L87 99H89L91 96ZM99 95V94H98ZM97 95V97H98ZM115 95V94H114ZM142 95V94H140ZM19 96V95H18ZM31 96V95H30ZM62 96V95H61ZM75 96V94H74ZM88 96V95H87ZM86 96V97H87ZM93 96V95H92ZM119 96V94H118ZM117 96V97H118ZM143 96V95H142ZM153 96V95H152ZM85 97V96H84ZM96 99H99L97 98ZM116 97V96H114ZM113 97V98H114ZM122 97V96H121ZM151 97V96H150ZM223 97V96H222ZM61 98V97H60ZM83 98V97H82ZM108 98V97H107ZM147 98V97H145ZM149 98V97H148ZM214 96L211 98L213 99ZM217 98V97H216ZM219 98V96H218ZM217 98V99H218ZM224 98V97H223ZM64 99V98H63ZM77 99V98H76ZM79 101L81 102V100H85L81 99ZM94 99V98H93ZM94 99L96 102L97 100ZM101 99L103 100V98L101 97ZM99 99V100H101ZM112 99V96H111ZM32 100V99H31ZM62 100V99H60ZM108 100V99H107ZM106 100V102H107ZM118 100V99H117ZM122 100V99H121ZM120 100V101H121ZM157 100V99H156ZM159 100V99H158ZM228 100V99H227ZM30 101V100H29ZM46 101V100H45ZM58 101V100H57ZM73 101V100H72ZM84 101V102H87ZM95 101H92L95 103ZM111 101V100H110ZM115 102H117L116 100H114ZM113 101V102H114ZM123 101V100H122ZM152 101V100H151ZM155 101V100H154ZM153 101V102H154ZM231 101V100H230ZM242 101V100H241ZM17 102L19 104H23V100L19 99L17 100ZM33 102V101H32ZM35 102V101H34ZM76 102V101H75ZM83 101L81 103H84ZM91 101L88 103V105L90 106V104L92 103ZM103 102V101H102ZM127 102V101H126ZM130 102V101H129ZM139 102V101H138ZM149 102V100H148ZM165 102V101H164ZM207 102V101H206ZM229 102V101H228ZM31 103V102H30ZM70 103V102H69ZM119 103V102H117ZM124 103V102H123ZM151 103V102H150ZM211 103V102H210ZM36 104V103H35ZM65 104V103H64ZM71 104V103H70ZM93 104V103H92ZM100 105V103H96V107ZM108 104V103H106ZM116 104V103H115ZM134 104V103H133ZM144 104V103H143ZM155 104V103H154ZM216 104V103H215ZM32 105V104H31ZM94 105V104H93ZM110 105V104H109ZM142 105V104H141ZM147 105V104H146ZM151 105V104H150ZM36 105H33V107ZM81 106V105H80ZM92 106V105H91ZM102 106V105H101ZM108 106V105H107ZM132 106V104H131ZM144 106V105H143ZM148 106V105H147ZM37 107V106H36ZM100 107V106H99ZM110 107V106H108ZM120 107V105H119ZM124 107V106H123ZM149 107V106H148ZM227 107V106H226ZM230 107V105H229ZM74 108V107H73ZM98 108V107H97ZM104 108V106L102 107V109ZM106 108V109H105ZM105 111L107 110V107L105 106ZM111 108V107H110ZM126 108V106L124 107ZM129 108V107H128ZM127 108V109H128ZM152 108V107H151ZM161 108V106H160ZM168 108V107H165ZM164 108V109H165ZM212 108V107H211ZM243 108V107H242ZM249 108V107H248ZM32 109V107H31ZM34 109V108H33ZM36 109V108H35ZM34 109V110H35ZM68 109V108H66ZM96 109V108H95ZM119 109V108H118ZM147 109V108H146ZM169 109V108H168ZM42 110V109H41ZM110 110V109H109ZM108 110V111H109ZM126 110V109H125ZM133 110V109H132ZM135 110V109H134ZM155 110V109H154ZM153 110V111H154ZM37 111V110H35ZM44 111V110H43ZM72 111V110H71ZM104 111V112H105ZM106 111V112H108ZM114 111V110H113ZM112 111V112H113ZM122 111V110H121ZM120 111V112H121ZM129 111V109H128ZM149 111V110H148ZM152 111V112H153ZM163 111V110H162ZM165 111V110H164ZM232 111V110H231ZM230 111V112H231ZM17 112H19V109L17 110ZM16 112V113H17ZM22 116H21V120H20V124L18 126V130L16 131V133L18 132L19 135H22L21 137H25V139L21 142H19V144H16V137L14 138V140L12 141L13 143L11 144L12 148H11V152L6 153V149H5V145L9 144L6 143L4 140L0 141V168H2V164H4V162H6V166H5V170H6V174H4L2 176V180L4 179V187L3 189L5 190L6 186L8 185V183H12L13 184V188L12 190H18V192L21 194V199L25 202L24 204V209L27 210L26 215L23 218H15L14 220L9 219L8 215L5 213L6 210L8 208H10L12 206V203L15 201L14 197H8L5 194V191L2 189L0 191V243H2L3 245V253H0V264H48L47 262H45V257L46 256H51L53 253H55L54 249H57V253L58 256L56 257V260L58 262V264H91L90 261V257L88 254L87 249L84 247L83 243H82V234L85 230V228L87 229L88 226H92L94 221H96V219H100L103 216H105L106 214L108 215L106 220L103 223H96V226L100 229V233L103 234V236L101 237V239L103 238V242H107L109 244H111L110 246L113 247L115 249V251H121V248H124L125 251L129 252L132 247L134 246V244L130 241H128L127 239L122 240V236L127 234L128 232V228L129 226H134L139 228L140 230H143L145 226H147L152 234V242L149 241L147 243H149V246L151 247V251L149 252H144L142 251L141 248V254L144 255L145 257V264H228L226 262H222V261H214L213 258V250H212V243L215 242L217 245V249H218V253H222L224 255H226L227 253H232L233 256H237L239 258V262L241 264H246V262L248 261V259L250 258V255L247 253L246 248L243 246V240H241L238 237L237 231H241L243 229L242 226H240V224H238V214L236 213V208L227 203L226 200H224V198L221 196V193L219 192V190L217 191L215 188L213 187H209L207 189H205V187L201 186L200 182L201 181H195V182H190V181H182L180 179V177L185 176V177H190L189 174H177V172H172V173H166L164 172V169L167 167H175L173 165V160L172 159H167V161L170 163L168 165H165L164 163H161L160 161H156L154 159V156H150L148 154H146L145 152L136 149L135 146V141L133 139H131L129 141V143H125L124 140H118V141H113L110 138V135L108 133L101 135L100 136V140L97 142L98 145H101L103 147H107V148H113V151L116 152L118 155L116 157L118 163L121 164L122 167H125V162L127 161L129 163V167L136 169V170H141L144 173L142 174V177H147V178H152L153 182H151V184L153 186L155 185H159L162 186L164 188L163 192L164 194L161 195L162 191H159L157 193L154 194L156 195L155 198H153L151 200V202L149 204H145V206H143V204L141 203L142 196H136L138 194V190L133 187L134 185L131 184L130 182L126 181V182H121L118 180H110L108 182H106L104 185L109 186V189H105V187L101 188V189H96L95 188V182H91L89 180L90 178V174L84 173L81 175V179H86V182L84 183L83 181H78L77 176L75 175L73 168L68 167L66 165H64V163L62 162L61 158L56 155L52 149L51 146L49 144V142L46 140V137L37 131V128L35 127V125L32 122V118L29 112V109L27 106H25L24 110L21 111ZM39 113V110L37 111ZM103 112V111H101ZM116 112V109H115ZM118 112V111H117ZM130 112V111H129ZM135 112V111H134ZM133 112V113H134ZM155 112V111H154ZM153 112V113H154ZM157 112V111H156ZM166 112V111H165ZM111 112L102 114V116L107 114L109 116L105 117L106 118V122L107 118H115V115H113L114 113L110 114ZM150 113V111H149ZM160 113V112H159ZM163 113V112H161ZM222 113V112H221ZM49 114V113H48ZM125 114V113H124ZM123 114V115H124ZM128 114V113H127ZM136 114V113H135ZM19 115V113H18ZM39 115V114H38ZM43 117V114H41ZM39 115V117L41 116ZM45 115V113H44ZM73 115V114H72ZM92 115V114H91ZM100 115V114H99ZM110 115H112V117H110ZM118 115V113H117ZM130 115V114H128ZM132 115V114H131ZM134 115V114H133ZM157 115V114H156ZM211 115V114H210ZM221 115V114H220ZM244 115V114H243ZM88 116V115H87ZM158 116V115H157ZM161 116V115H160ZM159 116V117H160ZM45 117V116H44ZM92 117V116H91ZM103 117V119H104ZM121 116L118 115V120ZM123 117V116H122ZM125 118V117H124ZM123 118V119H124ZM130 118V117H129ZM135 118V116H134ZM141 118V117H140ZM153 118V117H152ZM158 118V117H157ZM257 118V117H255ZM50 119V118H49ZM94 119V118H93ZM113 119V118H112ZM110 119V120H112ZM116 119V118H115ZM114 119V120H115ZM116 119V122H117ZM137 119V117L135 118ZM143 119V118H142ZM150 119V118H149ZM155 119V118H153ZM152 119V120H153ZM159 119V118H158ZM155 119V120H158ZM18 120V119H17ZM47 121V117L44 119V121ZM99 120V119H98ZM112 121L113 123L115 121ZM141 120V119H140ZM264 120V119H263ZM13 121V120H12ZM51 121V119L49 120ZM77 121V120H76ZM94 121V120H93ZM104 121V120H103ZM125 121V119H124ZM129 123L130 121L127 120ZM100 122V121H99ZM115 122V123H116ZM119 122V121H118ZM117 122V123H118ZM121 122V121H120ZM126 122V121H125ZM132 122V121H131ZM136 122V121H135ZM151 122V121H149ZM156 122V121H155ZM158 122V121H157ZM156 122V123H157ZM44 123V122H43ZM42 123V124H43ZM46 123V122H45ZM44 123V124H45ZM48 125L50 127L49 124L50 122H48ZM81 123V122H80ZM98 123V122H97ZM134 123V121H133ZM142 123H145L144 121ZM201 123V122H200ZM209 123V122H208ZM54 124V123H53ZM52 124V125H53ZM109 124V123H108ZM112 124V123H111ZM119 124V123H118ZM117 124V125H118ZM127 124V122H126ZM131 124V123H130ZM141 124V123H140ZM146 124V123H145ZM155 124V123H154ZM7 125V126H6ZM47 125V126H48ZM51 125V128H52ZM55 125V124H54ZM53 125V127H54ZM102 125V124H101ZM125 125V124H124ZM129 125V124H128ZM139 125V124H138ZM150 125V123H149ZM194 125V124H193ZM198 125V123H197ZM257 125V124H256ZM104 126V125H103ZM119 129H121V125H118ZM121 126V127H120ZM137 126V125H136ZM3 127V126H2ZM46 127V125H45ZM48 127V128H49ZM55 127H57L55 125ZM68 127V126H67ZM126 127V126H125ZM128 127V126H127ZM132 127V125L129 126V128ZM152 130H153V126ZM155 127V126H154ZM192 127V126H191ZM199 128H201L198 125ZM196 127V128H198ZM251 127V124H250ZM97 128V127H96ZM128 128V129H129ZM134 128V127H133ZM165 128V127H164ZM193 128V127H192ZM12 129V127H11ZM53 130L56 128H52ZM62 129V128H61ZM69 129V128H68ZM135 129L138 131H143L140 130L141 128L138 129V127ZM134 129V131H136ZM194 129V128H193ZM255 129V128H254ZM52 130V131H53ZM59 130V128L57 129ZM75 130V129H74ZM86 130V129H85ZM88 130V129H87ZM127 130V129H126ZM147 130V129H146ZM159 130V129H158ZM197 130V129H196ZM199 130V129H198ZM251 130V129H250ZM12 131V130H11ZM61 131V130H60ZM132 131V130H130ZM136 131V132H137ZM138 131V132H139ZM172 131V130H171ZM191 131V130H190ZM58 132V131H57ZM55 132V133H57ZM62 132V131H61ZM76 132V131H75ZM150 132L151 129H150ZM193 132V131H192ZM53 133V132H51ZM54 133V135H55ZM59 133V132H58ZM61 134V133H59ZM134 133V132H133ZM161 133V132H160ZM9 134V133H8ZM12 134V133H11ZM15 134V133H14ZM50 134V133H49ZM63 134V133H62ZM139 134V133H138ZM153 134V133H151ZM194 134V133H193ZM230 134V133H228ZM7 135V134H6ZM89 135V134H87ZM137 135V134H136ZM155 135V134H154ZM238 135V134H237ZM241 135V134H240ZM239 135V136H240ZM13 136V135H11ZM47 136V134H46ZM63 136V135H62ZM61 135L58 137H62ZM75 136V135H74ZM134 136V135H133ZM161 136V135H160ZM228 136V135H227ZM238 136V137H239ZM48 137V136H47ZM83 137V136H82ZM80 137V138H82ZM150 137H153V135H151ZM156 138H158L155 135ZM166 137V136H165ZM3 138V137H2ZM160 138V137H159ZM158 138V140H160ZM163 138V137H161ZM226 139V136L224 137ZM54 139V138H53ZM72 139V138H71ZM71 139L64 141V142H69L70 143H76L74 141H71ZM137 139V138H136ZM150 139V138H149ZM164 139V138H163ZM169 139V138H168ZM171 139V138H170ZM222 139V138H221ZM224 139V140H225ZM228 139V138H227ZM86 140V139H85ZM138 140V139H137ZM153 141V139H151ZM162 140V139H161ZM172 140V139H171ZM170 140V141H171ZM219 140V139H218ZM71 141V142H70ZM93 141V140H92ZM147 141V140H145ZM151 141V142H152ZM173 141V140H172ZM171 141V142H172ZM228 141V140H227ZM230 141V139H229ZM256 141V140H255ZM10 142V141H9ZM58 142V141H57ZM63 142V141H62ZM150 142V141H149ZM160 142V141H159ZM163 141H161V143H158V145L164 144L162 143ZM219 142V141H216ZM156 143V142H154ZM153 143V144H154ZM169 143V142H167ZM167 143H165L167 145ZM173 143V142H172ZM201 143V142H200ZM222 143V142H221ZM151 144V143H150ZM162 145L163 147L165 146ZM178 144V143H177ZM228 144V142H227ZM226 144V146H227ZM58 145H61V141L58 143ZM57 145V146H58ZM65 145V144H64ZM97 145V144H95ZM139 145L141 147H146L147 144L146 142L144 143H139ZM199 145V144H198ZM216 145V144H215ZM9 146V145H7ZM63 146V145H61ZM66 146V145H65ZM69 146V145H68ZM138 146V145H137ZM181 146V145H180ZM224 146V145H223ZM67 147V146H66ZM71 147V145H70ZM73 149L75 146H73ZM79 147V151L81 152L82 149H80L81 147ZM100 147V146H99ZM167 147V146H165ZM170 147V146H169ZM53 148V147H52ZM63 150L66 152L65 148L62 147ZM60 148V149H62ZM161 149H164L162 147H160ZM177 147H175L174 149H176ZM106 149V148H105ZM171 149V148H170ZM167 149V150H170ZM181 149V148H180ZM221 149V148H220ZM62 150V152H64ZM71 150V148H70ZM87 150V149H86ZM104 150V149H103ZM166 150V149H165ZM164 150V151H165ZM166 150V151H167ZM216 150V149H215ZM218 150V149H217ZM61 151V150H60ZM69 151V150H67ZM72 151V150H71ZM75 151V150H74ZM73 151V152H74ZM77 151V150H76ZM84 151V150H83ZM89 151V149L87 150V152ZM105 151V150H104ZM181 151V150H180ZM188 151V150H187ZM191 151V150H190ZM210 151V150H208ZM8 152V151H7ZM64 152V153H65ZM78 152V151H77ZM76 152V155H78ZM79 155H83L80 154ZM86 152V151H85ZM173 152V151H172ZM200 152V151H199ZM247 152V151H246ZM253 152V150H252ZM63 153V154H64ZM75 153V152H74ZM179 153V152H178ZM186 153V152H185ZM188 153H190L188 151ZM221 153V152H220ZM228 153V152H227ZM67 154V152L65 153ZM70 154V153H69ZM88 155V153H86ZM91 153H89L88 156H90ZM95 154V153H94ZM103 154V153H102ZM113 154V153H112ZM200 154V153H199ZM209 154V153H208ZM206 153V156L208 155ZM8 155V157H7ZM190 155V154H189ZM203 155V154H202ZM211 157V154H209ZM216 155V154H215ZM214 155V157H215ZM230 155V154H229ZM97 156V154H96ZM197 156V155H196ZM84 157V155H83ZM87 157V156H86ZM85 157V158H86ZM186 157V156H185ZM213 157V156H212ZM211 157V158H212ZM213 157V158H214ZM222 157V156H221ZM75 158V156H74ZM98 158V157H97ZM103 158V157H102ZM203 158V157H201ZM200 158V159H201ZM228 158V157H227ZM84 159V158H83ZM91 159V157H90ZM101 159V158H100ZM105 159V158H104ZM184 159V158H183ZM189 159V158H188ZM209 159V158H208ZM222 159V158H220ZM220 159L218 160L220 162ZM239 159V158H238ZM20 161L21 162V166L18 168L17 164L15 163L16 161ZM71 160V159H70ZM207 160V159H206ZM212 159H210L211 161ZM225 160V158H224ZM235 160V159H234ZM88 161V158H87ZM104 161V160H103ZM190 161V160H188ZM199 161V160H198ZM197 161V162H198ZM209 161V160H208ZM207 161V162H208ZM230 161V159H229ZM86 162V161H85ZM109 162V161H107ZM113 162V161H112ZM195 162V161H194ZM201 162V161H200ZM203 162V161H202ZM201 162V163H202ZM218 162V163H219ZM226 163V161H223V163ZM235 162V161H234ZM80 164V162H78ZM101 163V162H100ZM196 163V162H195ZM214 163V162H213ZM216 163V164H218ZM224 163V166L226 165ZM228 163V162H227ZM237 163V162H236ZM235 163V164H236ZM94 164V163H93ZM105 164V163H104ZM107 164V163H106ZM176 164V163H175ZM187 164V163H186ZM194 164V163H193ZM192 164V166H193ZM199 164V162H198ZM215 164V165H216ZM221 165H223L222 163H219ZM81 165V164H80ZM90 165V163L88 164ZM101 165V164H100ZM178 165V163H177ZM185 165V164H184ZM188 165V164H187ZM186 165V166H187ZM208 165V164H207ZM212 166V164H210ZM230 165V164H229ZM108 166V165H106ZM181 166V165H179ZM214 166V165H213ZM217 166V165H216ZM228 166V165H227ZM81 167V166H80ZM91 167V166H90ZM98 167V164H97ZM110 167V165H109ZM222 167V166H221ZM195 168V167H194ZM204 168V167H202ZM223 168V167H222ZM228 168V167H227ZM225 168V169H227ZM78 169V168H77ZM82 169V168H81ZM87 169H90L89 166ZM86 169V170H87ZM101 169V168H100ZM103 169V168H102ZM107 169H109L107 167ZM177 169H179V167H177ZM182 169V168H181ZM207 169V168H206ZM215 169V166L214 168ZM232 169V168H231ZM105 170V169H104ZM132 170V169H131ZM166 170V169H165ZM184 170V169H183ZM198 170V169H197ZM196 170V171H197ZM204 170V169H203ZM224 169H221V171ZM229 169H227L228 171ZM2 171V170H1ZM129 171V170H128ZM182 171V170H181ZM230 171V170H229ZM92 172V171H90ZM95 172V171H94ZM101 172V171H100ZM199 172V171H198ZM225 172V170H224ZM223 172V173H224ZM231 172V171H230ZM187 173V172H186ZM1 174V173H0ZM101 174V173H100ZM207 174V173H206ZM227 174V173H226ZM103 176V174H101ZM100 175V176H101ZM139 175V174H138ZM113 176V179L118 176ZM211 176V175H210ZM98 177V176H97ZM226 177V176H225ZM93 178V177H92ZM132 178V177H131ZM197 178V177H196ZM201 178V177H200ZM219 178V177H218ZM222 178V177H221ZM235 178V177H234ZM23 179L25 182L24 187H20V180ZM203 179V178H202ZM212 179H215L212 178ZM224 179V178H223ZM232 179V178H231ZM97 180V179H96ZM95 180V181H96ZM199 180V179H198ZM209 180V179H208ZM216 180V179H215ZM214 180V181H215ZM225 180V179H224ZM230 180V179H229ZM220 181V179H219ZM236 182V181H235ZM248 182V181H247ZM206 183V181H205ZM212 182H209V184ZM219 183V182H218ZM238 183V182H237ZM2 184V183H1ZM217 184V181H216ZM214 184V185H216ZM133 185V186H132ZM232 185V184H231ZM98 186V184H97ZM213 186V185H212ZM227 186V184H226ZM216 187V186H215ZM220 186H218L219 188ZM222 187V186H221ZM228 188V187H227ZM226 188V189H227ZM225 191V190H224ZM230 192V191H229ZM227 193V192H226ZM231 193V192H230ZM239 194V193H238ZM226 195V194H225ZM232 194H230L231 196ZM191 196H195L196 199H193V197ZM236 196V194H235ZM234 196V197H235ZM245 200V199H244ZM236 201V199H235ZM246 201V200H245ZM233 202V200H232ZM179 204V209L176 211V214L183 220L180 222V224L182 226H187V224H194L197 226L198 229H194L193 232L195 234V236H191L189 234H187L188 232H190V230H175L173 228L172 222H171V216L173 215V211L171 209V207L175 204ZM236 206V203H235ZM258 206V205H257ZM248 210V209H247ZM193 211H196L197 213H193ZM243 211V209H242ZM245 211V210H244ZM244 213V212H243ZM114 217L115 219H118V221L120 222V226L121 229L119 231H114L112 228V218ZM138 217H141L143 219V222H138L137 219ZM246 218V217H245ZM186 219V220H185ZM192 219H194V221H192ZM248 219V218H247ZM251 219V218H250ZM191 220V221H190ZM248 222V221H247ZM251 223V222H250ZM132 228V227H131ZM252 230V229H251ZM89 231V230H88ZM243 231V230H242ZM91 232V231H89ZM88 232V233H89ZM252 232V231H251ZM254 233V231H253ZM92 235V233H90ZM87 235V234H86ZM90 235V236H91ZM128 235V234H127ZM120 236H121V240H120ZM256 236V235H255ZM261 240L264 242V229H262L261 231ZM126 237V236H123ZM120 240V241H119ZM175 241L176 245L172 246L169 248L170 246V241ZM158 242L160 245L158 246L157 243ZM174 242V243H175ZM85 244V243H84ZM87 245V244H86ZM145 245V244H143ZM138 246V245H137ZM140 246V244H139ZM147 246V245H146ZM110 247V248H111ZM145 247V246H144ZM140 249V247H138ZM149 248V247H148ZM112 249V248H111ZM146 249V248H144ZM216 249V248H215ZM149 250V249H148ZM95 251V250H94ZM98 251V250H97ZM111 251V250H110ZM114 251V252H115ZM117 251V252H118ZM122 252V251H121ZM137 253V252H136ZM139 253V252H138ZM120 254V253H119ZM257 254V253H256ZM93 255V254H92ZM98 255V252H97ZM123 255H124V251H123ZM178 255V256H177ZM231 255V256H232ZM117 256V255H116ZM125 256V255H124ZM132 256V255H131ZM152 256H154L156 258L155 261H153V259L151 258ZM97 257V256H96ZM120 257V256H119ZM181 259H179V258ZM93 258V257H92ZM258 258V257H257ZM55 259V258H53ZM128 259V258H126ZM152 259V260H151ZM7 260V263L4 261ZM93 260V259H92ZM94 261V260H93ZM124 261V260H123ZM55 260L53 262H51L50 264H54ZM254 263V262H253ZM95 264V263H94ZM98 264V262H97ZM131 264H134V260L131 258Z\"/></svg>",
	"mask_w": 264,
	"mask_h": 264
},
{
	"label": "crops",
	"instance_id": "0c3cea01",
	"mask_svg": "<svg viewBox=\"0 0 264 264\" xmlns=\"http://www.w3.org/2000/svg\"><path fill=\"white\" fill-rule=\"evenodd\" d=\"M130 5V4H129ZM62 7V6H61ZM100 15V14H99ZM101 20H99L98 22H100ZM102 23V22H101ZM117 23V21L115 22V21H113V20H108V26H109V28H111L113 31H115L113 28V25L112 24H116ZM118 34H114V36H116V38H119V40H121V37L122 36H117ZM113 36V37H114ZM124 36H129V35H127V33H125V35ZM127 38H130V37H127ZM45 39H46V37H45ZM44 39V40H45ZM114 40V39H113ZM125 40V39H124ZM46 41V40H45ZM61 72V71H60ZM61 84H62V82H61ZM264 102V101H263ZM253 104H254V102H253ZM256 104V103H255Z\"/></svg>",
	"mask_w": 264,
	"mask_h": 264
}]
</instances>
